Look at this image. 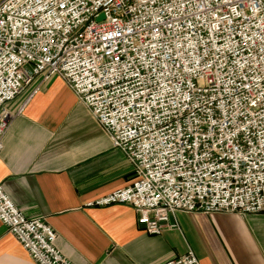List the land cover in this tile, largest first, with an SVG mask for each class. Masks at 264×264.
Wrapping results in <instances>:
<instances>
[{
    "label": "built area",
    "instance_id": "1",
    "mask_svg": "<svg viewBox=\"0 0 264 264\" xmlns=\"http://www.w3.org/2000/svg\"><path fill=\"white\" fill-rule=\"evenodd\" d=\"M53 77L132 169L94 205L131 206L149 235L177 212L264 214V0H1L0 154L8 103ZM0 222L34 263L72 264L1 188Z\"/></svg>",
    "mask_w": 264,
    "mask_h": 264
},
{
    "label": "crops",
    "instance_id": "2",
    "mask_svg": "<svg viewBox=\"0 0 264 264\" xmlns=\"http://www.w3.org/2000/svg\"><path fill=\"white\" fill-rule=\"evenodd\" d=\"M1 1V0H0ZM8 103L16 114L0 154V188L45 219L72 264H164L192 251L200 264H264V214L185 213L149 235L124 204L94 205L128 187L132 169L58 77ZM0 264H36L0 222Z\"/></svg>",
    "mask_w": 264,
    "mask_h": 264
},
{
    "label": "rangeland",
    "instance_id": "3",
    "mask_svg": "<svg viewBox=\"0 0 264 264\" xmlns=\"http://www.w3.org/2000/svg\"><path fill=\"white\" fill-rule=\"evenodd\" d=\"M11 127V126H10ZM175 228H178V225L176 224V227ZM175 228H171V229H175Z\"/></svg>",
    "mask_w": 264,
    "mask_h": 264
}]
</instances>
